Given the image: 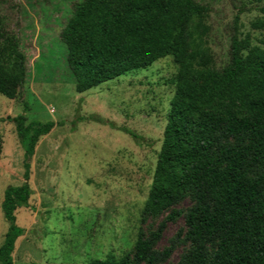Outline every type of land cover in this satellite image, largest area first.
I'll return each instance as SVG.
<instances>
[{
  "label": "rangeland",
  "instance_id": "374dc122",
  "mask_svg": "<svg viewBox=\"0 0 264 264\" xmlns=\"http://www.w3.org/2000/svg\"><path fill=\"white\" fill-rule=\"evenodd\" d=\"M81 1L0 0V48L15 36L27 58L25 81L9 84L12 96L0 93V246L8 229L4 190L24 183L25 170L24 149L8 117L24 114L27 123L56 126L40 138L31 160L33 194L16 211L25 233L16 241L14 264H93L110 253L128 264H188L195 245L186 219L198 204L194 193L159 214L143 213L180 65L169 54L78 92L61 32ZM196 1L203 15L191 18L178 38L192 72L224 67L235 32L247 50H264V0ZM248 173L259 177L264 165ZM152 233L153 248L169 253L137 262L136 241ZM218 240L205 239L208 261Z\"/></svg>",
  "mask_w": 264,
  "mask_h": 264
},
{
  "label": "trees",
  "instance_id": "16d2710c",
  "mask_svg": "<svg viewBox=\"0 0 264 264\" xmlns=\"http://www.w3.org/2000/svg\"><path fill=\"white\" fill-rule=\"evenodd\" d=\"M264 14V6L260 8ZM203 15L196 0H82L61 32L76 90L85 92L133 69L173 54L180 65L153 184L143 213L156 215L190 191L198 204L187 215V236L195 245L188 264H264V173L252 178L248 168L264 165V50L246 49L235 32L229 61L220 69L192 72L179 41L182 27ZM239 15L235 17V23ZM4 59V60H3ZM27 58L11 36L0 48V93L12 96L9 84L22 83ZM24 149V183L8 185L2 210L8 229L0 246V264H14L16 241L25 233L16 211L27 207L31 160L54 121L9 116ZM102 123L103 119H96ZM234 139V143L227 142ZM174 215H171L173 217ZM156 234L140 236L137 262L160 256ZM205 239H219L211 261ZM93 264H128L112 253Z\"/></svg>",
  "mask_w": 264,
  "mask_h": 264
}]
</instances>
